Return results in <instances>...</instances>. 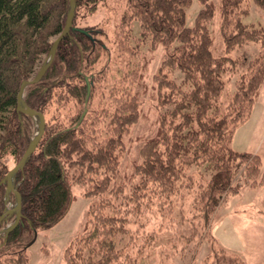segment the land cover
<instances>
[{"label":"trees","instance_id":"trees-1","mask_svg":"<svg viewBox=\"0 0 264 264\" xmlns=\"http://www.w3.org/2000/svg\"><path fill=\"white\" fill-rule=\"evenodd\" d=\"M99 1L76 0L73 28L58 44L42 79L25 89L24 102L43 113L45 127L36 149L15 176L20 218L6 236H0V264H28V248L38 232L68 214L75 200L73 184L93 203L82 233L64 250L65 264H113L120 256L115 238L129 232L131 210L139 213L146 196L170 197L184 168L204 166L208 173L195 202L203 225L222 196L233 191L234 163L250 159L247 169L258 172L259 155L230 146L236 128L250 117L264 82V25L242 22L249 12L245 1L221 0L220 37L226 53L250 42L258 43L261 51L221 103L223 75L237 61L212 53L213 2L197 0L200 9L187 25L186 9L192 0H119L124 7L118 20L123 42L118 56L138 58L145 42L150 50L163 47L152 80L157 107L168 109L159 111L156 133L143 139L132 175L136 181L117 179L124 136L140 117L138 93L131 88L141 83L143 75L138 62L111 75V57L107 59L98 31L78 26L79 11H93ZM251 1L264 9V0ZM68 6L69 0H0V216L6 207L7 158L16 164L30 142L29 116L16 109V95L21 82L36 74L61 32ZM102 58L105 63L97 69ZM85 78L91 86L87 103ZM108 82L110 103L92 108L97 89ZM7 220L1 221L0 230Z\"/></svg>","mask_w":264,"mask_h":264},{"label":"rangeland","instance_id":"rangeland-1","mask_svg":"<svg viewBox=\"0 0 264 264\" xmlns=\"http://www.w3.org/2000/svg\"><path fill=\"white\" fill-rule=\"evenodd\" d=\"M211 1L215 6L214 17L209 24L213 37L212 53L217 56L227 54L237 61L235 68L223 75L225 88L219 100L223 103L233 93L239 76L249 72L250 61L261 49L258 43L250 42L226 53L220 37L221 0ZM244 1L249 12L241 17L242 22L253 23L256 27L264 25V9L251 0ZM200 6L197 0H192L186 9L187 25L193 23ZM123 7L119 0H100L95 10L88 12L82 8L79 11L77 24L98 31V40L106 46L105 55L107 59L111 57L108 60L111 75H119L131 68L133 62H138L142 67L141 83L131 88L132 92L138 93L140 117L124 136L125 149L120 158L117 177L122 182L132 183L137 179L132 175L134 164L140 161L139 149L143 139L156 133L158 113L168 108L157 107L152 80L158 71L163 47L159 45L155 50H150L145 42L140 47L142 53L138 58H130L126 54L118 56L121 52L120 43L123 44L119 36L121 32H117ZM138 30L135 24L133 32L137 34ZM131 43L135 44L136 41L131 40ZM129 59L131 62L128 65ZM103 63L105 61L102 58L97 69ZM110 85L109 82L101 83L93 98L92 108L104 107ZM101 94L104 96L101 97ZM27 127L31 139L37 130L35 119L29 117ZM230 146L238 152L259 155L258 172L254 174L251 168L247 169L250 159L234 163L236 167L231 181L233 191L222 196L206 225H203L200 213L195 210V202L208 173L204 166L186 167L170 197L151 199L146 196L142 201L145 205L141 206L139 213L131 210L126 224L129 232L115 238L120 256L113 264H264V82L250 117L236 128ZM7 163L10 169L15 165L9 157ZM72 192L75 200L68 214L52 228L38 232L34 243L28 248V264H65L64 250L82 233L88 209L93 203L92 199L82 195L79 185L73 184ZM9 196L14 203V195L11 193ZM119 202L120 199H117L116 203ZM14 216L12 214L8 218L4 227L12 222Z\"/></svg>","mask_w":264,"mask_h":264},{"label":"water","instance_id":"water-1","mask_svg":"<svg viewBox=\"0 0 264 264\" xmlns=\"http://www.w3.org/2000/svg\"><path fill=\"white\" fill-rule=\"evenodd\" d=\"M75 9H76V0H69V6H68V11H67V18L66 22L61 30V32L53 39L51 48L46 55L45 59L43 60L42 64L38 68L36 74L30 78V79H25L21 82L17 95H16V109L18 111H21L28 115L31 118L38 117L40 124L38 129L36 130L34 136L30 139L29 145L23 155L21 156L20 160L12 167L8 173L5 176V181H6V195H5V200H6V207L4 209V212L0 216V223L2 220L9 218L12 214H15L12 222L7 224L3 229L0 230V236L4 235L6 236L7 233L14 228L20 218V211H21V195L16 187L15 184V176L16 173L23 168L24 164L26 161L29 159L30 155L34 152L36 149L42 134L44 132V127H45V118L42 112L34 110L29 108L26 103L24 102V93L26 87H28L30 84H34L39 82L42 77L44 76L46 70L48 67L51 65L57 46L62 40L63 37H65L69 31L73 28V20L75 16ZM86 79V97H85V103H87L89 96H90V82L88 81V78ZM86 111L83 112L81 118L84 116ZM80 118V120H81ZM14 177V181L11 182V177ZM12 193L15 197V202L12 208L7 207V197L8 195Z\"/></svg>","mask_w":264,"mask_h":264},{"label":"bare ground","instance_id":"bare-ground-1","mask_svg":"<svg viewBox=\"0 0 264 264\" xmlns=\"http://www.w3.org/2000/svg\"><path fill=\"white\" fill-rule=\"evenodd\" d=\"M34 119H35L36 126H37V129H38L39 124H40L39 118L38 117H35ZM10 179H11V182L14 181V177L13 176ZM13 205H14V203L12 201V198L8 195V197H7V207L8 208H12Z\"/></svg>","mask_w":264,"mask_h":264},{"label":"crops","instance_id":"crops-1","mask_svg":"<svg viewBox=\"0 0 264 264\" xmlns=\"http://www.w3.org/2000/svg\"><path fill=\"white\" fill-rule=\"evenodd\" d=\"M251 24H253V23H251ZM262 86V85H261ZM255 103V102H254ZM253 106H254V104H253ZM253 109V108H252ZM251 115V114H250Z\"/></svg>","mask_w":264,"mask_h":264}]
</instances>
